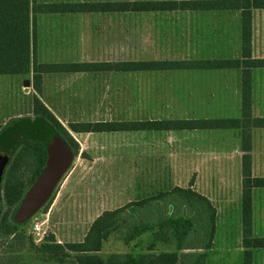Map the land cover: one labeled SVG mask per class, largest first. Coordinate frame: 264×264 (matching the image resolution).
Returning a JSON list of instances; mask_svg holds the SVG:
<instances>
[{
    "label": "rangeland",
    "instance_id": "1",
    "mask_svg": "<svg viewBox=\"0 0 264 264\" xmlns=\"http://www.w3.org/2000/svg\"><path fill=\"white\" fill-rule=\"evenodd\" d=\"M92 1L122 0H36ZM237 21L235 13L37 15L34 59L47 64L236 58ZM254 24L253 55L264 57V14L256 15ZM239 74L233 70L44 74L40 99L64 127L86 121L237 118ZM252 76V115L264 117V70ZM33 94L31 74L0 76V131L10 123L35 119L30 110ZM70 133L79 144L78 154L71 155L49 196L19 223L26 236H31L35 220H46L45 236L52 234L60 244L79 242L104 211L174 185L187 186L191 180L198 189L210 184L209 197L217 210L207 264H241L239 132ZM252 141L253 173L264 176V129L254 130ZM253 205L254 232L264 235V191L256 192ZM161 212L171 214L165 207ZM121 228L104 241L101 257L148 252L149 238L125 242ZM7 246L0 242V264H35L40 256L28 243L15 252ZM172 250V243L154 246L155 253ZM253 264H264V250L254 251Z\"/></svg>",
    "mask_w": 264,
    "mask_h": 264
},
{
    "label": "trees",
    "instance_id": "2",
    "mask_svg": "<svg viewBox=\"0 0 264 264\" xmlns=\"http://www.w3.org/2000/svg\"><path fill=\"white\" fill-rule=\"evenodd\" d=\"M264 10V0H122L37 3L36 0H0V76L32 75L30 99L33 121L19 120L0 131V242L11 251L27 243L40 253L35 264H205L213 246L217 211L210 200L191 186H175L155 197L128 202L104 211L90 224L79 242L60 244L47 234L38 246L20 230L38 204L26 201V191L41 173L47 158L37 132L60 138L77 155L72 133L165 132L237 130L241 157V264H253V253L264 249V235L254 233V195L264 190V176L252 172V134L264 129V117L252 115V75L264 69V57L253 55L252 13ZM239 12V55L203 60H127L117 62L37 63L34 59L36 16L40 14ZM238 70L240 114L237 118L153 119L137 121L70 122L64 127L42 102L43 75L53 73H131ZM1 129V127H0ZM152 201H158L151 220ZM167 208L171 214L161 212ZM155 208V207H154ZM156 209V208H155ZM16 210V211H15ZM16 213V214H15ZM130 218H127L129 217ZM125 217V218H124ZM128 219V220H127ZM122 227V228H121ZM125 242L149 235L146 253L100 256L104 241L118 229ZM158 243H172V251L155 253Z\"/></svg>",
    "mask_w": 264,
    "mask_h": 264
},
{
    "label": "water",
    "instance_id": "3",
    "mask_svg": "<svg viewBox=\"0 0 264 264\" xmlns=\"http://www.w3.org/2000/svg\"><path fill=\"white\" fill-rule=\"evenodd\" d=\"M23 85L28 86L29 81L24 80ZM36 134L46 148L47 158L41 173L26 195V201L40 205L49 196L53 186L69 165L71 152L55 135L40 132Z\"/></svg>",
    "mask_w": 264,
    "mask_h": 264
},
{
    "label": "crops",
    "instance_id": "4",
    "mask_svg": "<svg viewBox=\"0 0 264 264\" xmlns=\"http://www.w3.org/2000/svg\"><path fill=\"white\" fill-rule=\"evenodd\" d=\"M185 13H197V14H219V15H226V14H234L235 13V15H237V27L236 28H238V30H237V34H238V50H239V12L238 11H235V12H220V11H202V12H193V11H191V12H185ZM64 14H69V13H64ZM72 14H74V13H72ZM258 14H264V10H254L253 11V13H252V30H253V32H252V44H253V49H254V46H255V24H254V20H255V16L256 15H258ZM40 15H49V14H40ZM52 15V14H51ZM37 17V16H36ZM239 54V53H238ZM259 58H262V57H259ZM259 70H264V69H257V70H255V71H259ZM232 71V70H231ZM233 71H238V70H233ZM254 71V72H255ZM254 72H253V74H254ZM240 73V72H239ZM240 75V74H239ZM252 78H253V76H252ZM239 98H240V81H239ZM239 111H240V104H239ZM254 130H256V129H254ZM254 130H253V134H254ZM207 131V130H206ZM231 131H233V130H231ZM234 131H236L237 133H238V131L237 130H234ZM165 132H168V131H165ZM75 134H85V133H75ZM253 134H252V140H253ZM238 138H239V135H238ZM252 144H253V141H252ZM252 149H253V145H252ZM239 150H240V155L238 156V168H239V170H238V174H239V178H238V188H237V204L239 205V214H240V237H241V207H240V205H241V157H242V151H241V147H240V138H239ZM251 156H252V150H251ZM252 172H253V170H252ZM253 175H254V173H253ZM255 176H257V175H255ZM209 179H211V177L210 176H207ZM190 182H192V186H191V188L194 190V191H196L197 193H199V194H201V195H204L205 197H207L209 200H210V202L212 203V199H211V197H209V194H211V190H208V187L210 188V184H207V188H203V189H198V188H195V184L193 185V181H189L188 182V185H189V183ZM187 185V186H188ZM175 186H178V185H174L173 187H175ZM187 186H184V188L185 187H187ZM172 187V188H173ZM180 187H182V186H180ZM172 188H170V189H172ZM170 189H168V190H166V191H169ZM166 191H156L155 193H153L152 195H150V196H148V197H145V198H141V199H139V200H143V199H146V198H149V197H155V196H157V195H159L161 192H166ZM264 191V190H263ZM254 197H255V195H254ZM136 201H138V200H136ZM151 204H152V215H151V220L153 221L154 220V217H156L157 215H156V212H155V215H154V211L155 210H157L158 209V206H157V204H159V202L158 201H152L151 202ZM213 204V203H212ZM214 205V204H213ZM156 209H155V208ZM214 207H215V205H214ZM216 208V207H215ZM217 211V210H216ZM254 226H255V224H254ZM216 228H217V225H216ZM255 231V230H254ZM255 233V232H254ZM256 235V234H255ZM145 236V238H149V235H144ZM215 236H216V230H215V235H214V238H215ZM148 241H149V239H148ZM240 243H241V240H240ZM213 245H214V241H213ZM242 247V246H241ZM213 249V246H212V248L210 249V250H208V251H206V260H205V264H207V262H208V259H207V253L209 252V251H211ZM242 250H243V248H242ZM261 250H264V249H261Z\"/></svg>",
    "mask_w": 264,
    "mask_h": 264
},
{
    "label": "built area",
    "instance_id": "5",
    "mask_svg": "<svg viewBox=\"0 0 264 264\" xmlns=\"http://www.w3.org/2000/svg\"><path fill=\"white\" fill-rule=\"evenodd\" d=\"M44 222H46V220L43 222L35 220L30 228V235L35 243L42 242L45 237L46 231L43 229Z\"/></svg>",
    "mask_w": 264,
    "mask_h": 264
},
{
    "label": "flooded vegetation",
    "instance_id": "6",
    "mask_svg": "<svg viewBox=\"0 0 264 264\" xmlns=\"http://www.w3.org/2000/svg\"><path fill=\"white\" fill-rule=\"evenodd\" d=\"M30 187H31V186H30ZM29 189H30V188H28V189H27V191H26V194H25V195H27V193H28ZM15 211H16V210H15Z\"/></svg>",
    "mask_w": 264,
    "mask_h": 264
}]
</instances>
